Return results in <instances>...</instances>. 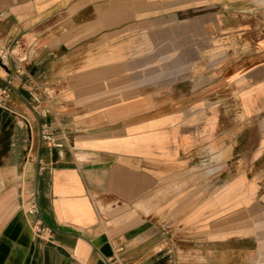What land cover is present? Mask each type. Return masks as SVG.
<instances>
[{
    "label": "crops",
    "instance_id": "0c3cea01",
    "mask_svg": "<svg viewBox=\"0 0 264 264\" xmlns=\"http://www.w3.org/2000/svg\"><path fill=\"white\" fill-rule=\"evenodd\" d=\"M116 2L138 5L124 18L149 27L123 34L146 41L106 32L82 59L71 52L81 32H70L74 40L51 32L70 10L76 20L91 10L86 33H98L100 19H115ZM248 16L262 27L247 32ZM232 17L243 53L215 56V72L191 86L185 68L213 34L228 33L211 32L213 22L227 27ZM24 40L22 61L59 97L47 124L60 145L41 139L19 99L0 104V264H245L238 242L248 239L264 254V164L255 167L264 153L252 149L264 114V0H0V54ZM9 83L0 72V90ZM17 111L32 118L25 154L7 137L18 116L27 120ZM233 160L248 162L244 173L205 180L227 176ZM39 219L50 231L44 240L32 233Z\"/></svg>",
    "mask_w": 264,
    "mask_h": 264
},
{
    "label": "rangeland",
    "instance_id": "374dc122",
    "mask_svg": "<svg viewBox=\"0 0 264 264\" xmlns=\"http://www.w3.org/2000/svg\"><path fill=\"white\" fill-rule=\"evenodd\" d=\"M115 9V19L111 21H103L99 20L98 24V33H86V32H92L91 26H92V20L91 18V10H87L83 13V18L76 20L75 15H73V11H69V17L70 19H67L65 21H59V25L54 26L51 32H54V35L57 38H61L59 36L60 34L58 32H67V38L72 36V40H74V33L70 32H81L77 34L76 42L78 46L75 48V50H71L72 56L77 55L79 57H87L88 55H91L92 53L96 52L97 49L92 45L93 41L97 40H105L106 38H109L106 32H116L115 38L112 39L114 41L122 40L125 36H128V39L126 41L128 42H134L135 40H145L148 39L146 37V34H133V33H127L123 34L124 30H127L130 28V31L133 29H146L145 27H149L150 22L149 21H137V20H126L124 17H128L131 13L132 16H135L134 13L138 11V5L137 4H127L123 5L121 3H115L114 4ZM75 11V10H74ZM78 17V16H77ZM75 18V19H74ZM58 23V22H57ZM236 20H234V17L231 19H228L225 24L227 27H224L222 25L216 22H213L212 24V31L211 32H228L226 33H215L211 37V44L209 49H205L204 52H201L200 60L196 62L194 66H189L187 69L185 68L184 72H193L192 75H194L195 81L191 82V86H197L198 84L202 83L201 81V75L209 72L210 74H213L215 70L217 69L218 65H211V62H213L214 57L218 55H223L224 57L233 58L238 56L239 54L243 53L241 50L244 49V47H239L244 42L243 36H237L235 38V33L231 32H237L239 30V27L235 26ZM240 23V22H239ZM238 23V24H239ZM241 23L246 24L247 26L245 29H247V32H251V29L253 25L262 27V23H257L256 21H253L251 17H246ZM238 28V29H236ZM256 28V27H255ZM95 31V32H97ZM83 32V33H82ZM64 37V36H63ZM19 39V38H18ZM136 42V41H135ZM28 44V41L24 40V43L20 42L19 47H14L11 49L13 51V57L12 59L4 60V62L0 61V72L3 73L4 76L8 74V81L10 82V85H7V88L5 89V93H0V104L2 106H7L5 103L9 102V100L14 96L15 98L19 99L23 104H25V107L30 110L31 115L36 119L39 127L47 124V121H51L49 117L53 116L52 114V107H49L50 104H60L59 97L51 96L54 94V92H48L45 91L46 88L50 87L49 85L51 82L43 81L42 78H35L32 75L35 73L37 66H34L30 64L29 66L25 65V62L22 61L26 55L27 52L29 53L30 49L26 51L24 49ZM15 45V44H14ZM22 46L23 49H20ZM74 46V45H73ZM7 49L2 50L1 56L6 53ZM11 50H7L11 52ZM150 55H148L149 57ZM204 56H206L204 58ZM208 57L210 60H208ZM210 62V63H209ZM36 68V69H34ZM36 76V75H35ZM34 80H33V79ZM183 81H177V82H170V81H148L150 85H155L159 83V86H169L171 84H174L173 86H181V83ZM176 83V84H175ZM62 99V98H61ZM45 105V107H44ZM59 109V108H57ZM12 110H15L12 108ZM16 111V110H15ZM19 115H22L23 117L27 118L25 121L21 117H17L15 122V136L13 137V140H10L8 137L9 144H15L14 147H12V150H16L17 152H20L21 154H25L27 152L28 146H29V135L30 130L28 129V122L32 120L29 113H26L25 115L22 112L17 111ZM29 119H28V117ZM258 145H253L252 149L253 152L257 150V154L264 153V147L261 148V143L264 141V114L260 115L258 118ZM4 121L11 122L10 118H5ZM16 123L18 125H16ZM47 128H49V125L47 124ZM29 130V133H28ZM40 133H41V127H40ZM51 138L54 134L52 132L50 133ZM248 138V135L246 136ZM7 140V138H6ZM5 140V141H6ZM248 140V139H245ZM6 141V145L8 144ZM45 142V141H44ZM48 143V142H46ZM47 145V144H46ZM244 149L248 146L243 145ZM250 150V148H249ZM248 150V151H249ZM250 152V151H249ZM248 162H235V160L229 162L226 168L228 169V175L224 176L225 173H217L212 174L209 178H205V180L210 181V184H221L225 181L233 179L237 174L244 173ZM264 164V156L258 161L257 164H255V167L261 166ZM230 170V171H229ZM262 199L261 193H257L256 200L260 201ZM180 232H183V227L179 228ZM260 233H264V230L260 231ZM176 242V241H175ZM264 244V242H261ZM180 247L181 244H186L185 241H177L176 245ZM239 244L243 246V255L242 259L245 264H264V254L257 253L256 248H259L258 240L254 239H248L245 241H239ZM195 246H198L197 244ZM264 249V247H263Z\"/></svg>",
    "mask_w": 264,
    "mask_h": 264
},
{
    "label": "built area",
    "instance_id": "2783aa9c",
    "mask_svg": "<svg viewBox=\"0 0 264 264\" xmlns=\"http://www.w3.org/2000/svg\"><path fill=\"white\" fill-rule=\"evenodd\" d=\"M18 45H19L18 42H15V46H18ZM13 55L14 54H13V51L12 50H11V52H9V51L6 50V53H4V55L2 56V60L3 59H5V60H8L9 59L10 60V59H12ZM0 93H5V89L0 90ZM0 100H1V98H0ZM40 127H41V139L43 141L48 142L52 146H58V145H60V144H56L54 142V140L51 138V135H50L51 131H50L49 128H47L48 127L47 124H44V125H42ZM29 213L30 214H36V213H38V206H37V204H32L30 206ZM49 232H50L49 229H47L43 225V223H42V221L40 219L37 220L33 224V226H32V233L39 240H44L45 239L44 237L47 236ZM49 239L50 238H48V240Z\"/></svg>",
    "mask_w": 264,
    "mask_h": 264
}]
</instances>
